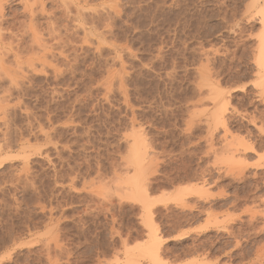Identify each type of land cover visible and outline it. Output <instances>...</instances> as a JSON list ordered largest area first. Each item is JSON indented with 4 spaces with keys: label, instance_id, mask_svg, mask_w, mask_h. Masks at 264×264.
I'll list each match as a JSON object with an SVG mask.
<instances>
[{
    "label": "rangeland",
    "instance_id": "rangeland-1",
    "mask_svg": "<svg viewBox=\"0 0 264 264\" xmlns=\"http://www.w3.org/2000/svg\"><path fill=\"white\" fill-rule=\"evenodd\" d=\"M4 1L0 264H264V8Z\"/></svg>",
    "mask_w": 264,
    "mask_h": 264
},
{
    "label": "bare ground",
    "instance_id": "bare-ground-1",
    "mask_svg": "<svg viewBox=\"0 0 264 264\" xmlns=\"http://www.w3.org/2000/svg\"><path fill=\"white\" fill-rule=\"evenodd\" d=\"M3 1L4 0H0V63H2L3 61H4V58H5V56H4V53H3V50L5 49V47H3V35H2V26H1V22H2V19H3V17H5L4 15V4L5 3H3ZM8 1V0H7ZM7 1H4V2H7ZM23 1V3L25 4V9H26V11H28V13L30 14V16L32 17L31 19H32V21L35 19L34 17V15L36 14V12L38 13V11H36V7H38L39 5L41 6V10H42V12H44L43 10V7L42 6H44V5H42V3L43 2H41V0H22ZM61 1V0H60ZM70 1V0H69ZM78 1V0H77ZM80 2V1H79ZM70 3V2H69ZM17 4V3H16ZM72 4H74V3H72ZM253 4H254V8H260L261 9V7H263L264 8V0H253ZM23 5V4H22ZM63 7V6H62ZM249 7V6H248ZM84 9V8H83ZM253 9V8H252ZM82 10V9H81ZM80 10V11H81ZM25 11V12H26ZM42 12H41V14H42ZM54 12V11H53ZM45 13V12H44ZM77 13V12H76ZM14 14V13H13ZM24 14V13H23ZM71 14V13H70ZM82 14H84V13H82ZM81 14V15H82ZM47 15V14H46ZM48 15H49V13H48ZM47 15V16H48ZM11 16V15H10ZM261 16V15H260ZM15 17V16H14ZM52 17H53V15H52ZM77 17V16H76ZM261 17H263V16H261ZM82 18V17H81ZM264 18V17H263ZM54 20V19H53ZM26 21V20H25ZM49 21V20H48ZM82 21H84V20H82ZM35 23V22H34ZM29 25V24H28ZM82 25V24H81ZM54 26H55V24H54ZM264 26V25H263ZM23 27V26H22ZM27 27V26H26ZM42 28V27H41ZM53 28V27H52ZM58 29V28H57ZM6 30V29H5ZM10 30H12V29H10ZM9 30V31H10ZM26 30V29H25ZM24 30V31H25ZM60 30V29H59ZM29 31V30H28ZM21 32V31H20ZM8 33H10V32H8ZM25 33V32H24ZM47 33V32H46ZM53 33H55V32H53ZM21 34V33H20ZM23 34V33H22ZM43 34V33H42ZM57 34H58V32H57ZM60 34V33H59ZM51 35V34H50ZM3 36V37H2ZM22 36V35H21ZM36 36V35H35ZM53 36H54V34H53ZM57 36V35H56ZM31 37V36H30ZM49 37H51V36H49ZM62 37V36H61ZM16 39V38H15ZM14 39V40H15ZM24 39V38H23ZM45 39V38H44ZM264 40V39H263ZM60 41V40H59ZM18 43H19V41H17ZM23 42V41H22ZM57 42V41H56ZM264 42V41H263ZM32 43V42H31ZM20 44V43H19ZM264 44V43H263ZM32 45V44H31ZM34 45V44H33ZM36 45V44H35ZM57 45V44H56ZM8 46H10V45H8ZM16 46V45H15ZM39 46V45H38ZM264 46V45H263ZM17 48H18V46H17ZM262 48V47H261ZM264 48V47H263ZM42 49H44V48H42ZM6 50V49H5ZM13 50V49H12ZM17 50V49H16ZM264 50V49H263ZM35 51V50H34ZM42 51V50H41ZM43 51H45V50H43ZM39 53V52H38ZM42 53V52H41ZM37 55V54H36ZM28 56V55H27ZM31 56V55H30ZM259 57V56H258ZM38 58V57H37ZM46 58V57H45ZM6 59V58H5ZM46 60V59H45ZM259 60H260V58H259ZM40 61V60H39ZM44 61V60H43ZM261 61V60H260ZM11 62V61H10ZM34 63H36V62H34ZM46 63V62H45ZM262 63V62H261ZM3 64V63H2ZM9 64V63H8ZM10 65V64H9ZM7 66V65H6ZM33 68H34V66H33ZM1 69V68H0ZM9 70V69H8ZM12 71V70H11ZM3 74V73H2ZM16 80V79H15ZM14 81V80H13ZM15 82V81H14ZM12 83V82H11ZM2 84V83H1ZM13 84V83H12ZM16 85V84H15ZM18 85V84H17ZM214 92V91H213ZM264 92V91H263ZM210 94H212V93H210ZM263 94V93H262ZM261 94V96H263ZM215 102H216V104H220V105H224L225 106V104H227V98L225 97V96H223L220 92L218 93V92H215ZM1 97V96H0ZM257 97V96H256ZM262 98V97H261ZM3 99V98H2ZM4 101V100H3ZM2 101V102H3ZM2 104H4V103H2ZM2 106V105H1ZM229 107V106H228ZM1 109V108H0ZM3 109V108H2ZM216 118H218L219 120H222L223 118H224V113L223 112H220V113H216L215 115H214ZM209 120V119H208ZM218 125H220V124H218ZM228 130V129H227ZM224 131V130H223ZM226 137H227V134H226ZM247 143V142H246ZM254 143V142H253ZM244 144V143H243ZM253 147H254V145H253ZM1 150H2V148H1ZM0 150V151H1ZM146 150V149H145ZM243 150H244V148H243ZM143 151V150H142ZM212 151V150H211ZM239 152V151H238ZM241 152V151H240ZM2 153V152H1ZM0 153V154H1ZM233 154H234V152H233ZM133 158H136V156H134ZM142 158H143V156H142ZM1 159V158H0ZM263 158L261 157V160H262ZM134 160H136L135 161V163H136V168L134 169V170H136L135 171V174H137L138 173V171H141V168H143V164H145L144 163V160L143 159H141V158H139L138 159V157L136 158V159H134ZM146 162V161H145ZM134 162H133V165L135 164ZM132 164V163H131ZM0 166H1V164H0ZM135 166V165H134ZM144 169V168H143ZM203 172H204V170H203ZM210 173V172H209ZM139 174V173H138ZM197 174V173H196ZM208 176V175H207ZM191 177V176H190ZM138 180V179H137ZM137 180H135V181H137ZM137 183H139V182H137ZM144 183V182H143ZM142 183V184H143ZM150 184V183H149ZM149 184H147V185H149ZM152 185V184H151ZM137 186V184L135 185V187ZM212 186V185H211ZM210 186V187H211ZM138 187V186H137ZM141 187V186H140ZM147 187V186H146ZM153 190V189H152ZM212 191V190H211ZM210 191V192H211ZM185 191H183V193H184ZM213 192V191H212ZM182 193V194H183ZM148 194V193H147ZM195 194V193H194ZM208 194V193H207ZM145 196V197H144ZM141 197H143L142 198V200L143 199H145L146 200V194L145 195H142ZM207 197V196H206ZM190 198H192V197H190ZM182 201V200H181ZM185 201H187V200H185ZM207 201V200H206ZM141 202V201H140ZM146 202V201H145ZM184 202V201H183ZM205 203V202H204ZM209 204V203H208ZM235 204V203H234ZM150 206V205H149ZM148 206V207H149ZM147 207V206H146ZM146 209V208H145ZM181 209V208H180ZM183 209V208H182ZM189 210V209H188ZM206 211V210H205ZM154 212V211H153ZM225 212V211H224ZM223 212V213H224ZM227 213V212H226ZM152 214V213H151ZM155 214V213H154ZM207 214V213H206ZM212 214V213H211ZM216 214V213H215ZM234 214V213H233ZM150 215V214H149ZM245 215V214H244ZM216 216V215H215ZM258 216V215H257ZM233 217H235V216H233ZM253 217V216H252ZM150 218H151V216H150ZM185 218V217H184ZM211 218V217H210ZM226 218V217H225ZM207 219V218H206ZM224 218H222V220H223ZM239 219V218H238ZM152 220V219H151ZM216 220V219H215ZM236 221V220H235ZM210 222V221H209ZM218 222H224V221H218ZM245 222V221H244ZM207 225H208V223H206ZM247 224H249V223H247ZM229 226V225H228ZM263 226V225H262ZM264 227V226H263ZM227 228V227H226ZM257 228H259V227H257ZM252 229V228H251ZM260 229V228H259ZM264 229V228H263ZM233 230V229H232ZM214 231V230H213ZM242 231V230H241ZM218 232V231H217ZM227 232H229L228 230H227ZM259 232H260V230H259ZM262 232V231H261ZM260 232V233H261ZM221 233V232H220ZM253 233V232H252ZM228 234V233H227ZM201 235V234H200ZM229 235V234H228ZM154 237H156V236H154ZM230 237V236H229ZM154 239H157V238H154ZM159 239V238H158ZM224 239V238H223ZM233 239V238H232ZM248 240V239H247ZM154 241V240H153ZM218 241V240H217ZM254 244V243H253ZM235 247V246H234ZM236 249V248H235ZM158 251V250H157ZM233 253V252H232ZM242 253V252H241ZM153 256V255H152ZM153 258H154V256H153ZM236 258V257H235ZM207 262V261H206Z\"/></svg>",
    "mask_w": 264,
    "mask_h": 264
}]
</instances>
